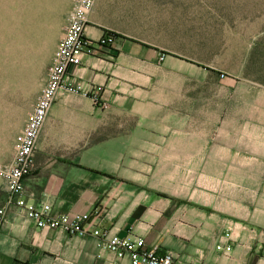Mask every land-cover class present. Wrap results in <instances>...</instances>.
I'll use <instances>...</instances> for the list:
<instances>
[{"label": "crops", "instance_id": "crops-1", "mask_svg": "<svg viewBox=\"0 0 264 264\" xmlns=\"http://www.w3.org/2000/svg\"><path fill=\"white\" fill-rule=\"evenodd\" d=\"M91 16L88 36L97 53L71 71L89 96L63 91L56 96L38 140L36 168L25 180L29 194L51 204L55 215L99 209L100 229L142 237L150 247L174 252L182 264H264V143L251 155L249 168L257 162L261 179L245 185L244 198L230 203L227 214L210 211L214 200L204 196L197 208L160 197L177 195L173 188L183 184L173 173L188 171V165L174 164L190 153L188 137L166 126L170 107L157 92L155 49L123 36L98 48L105 29ZM97 88L108 104L105 110L92 101ZM28 108L21 106L9 146L0 148V167L13 158ZM197 149L204 153L203 137ZM7 196L0 176V210L5 208L0 264H130L93 236L37 228L15 207H5ZM231 224L240 227L233 241L226 238ZM220 243L230 244L231 252H217Z\"/></svg>", "mask_w": 264, "mask_h": 264}, {"label": "rangeland", "instance_id": "rangeland-1", "mask_svg": "<svg viewBox=\"0 0 264 264\" xmlns=\"http://www.w3.org/2000/svg\"><path fill=\"white\" fill-rule=\"evenodd\" d=\"M72 5L0 0L2 149L21 106L31 110L39 95ZM91 14L102 38L155 49L157 92L170 107L166 126L188 137V158L174 164L188 171L173 173L183 185L159 196L192 208L204 196L214 200L210 211L227 214L245 185L261 179L257 162L249 168L264 143V0H96Z\"/></svg>", "mask_w": 264, "mask_h": 264}, {"label": "built area", "instance_id": "built-area-1", "mask_svg": "<svg viewBox=\"0 0 264 264\" xmlns=\"http://www.w3.org/2000/svg\"><path fill=\"white\" fill-rule=\"evenodd\" d=\"M95 2L96 0H73L65 31L58 42L45 82L35 105L27 114L24 128L15 138L13 158L9 164L0 167V176L8 191L5 207H15L39 229L60 230L69 236L98 238L104 249L113 253L117 259H128L130 264H182L174 252L160 246L150 247L142 237H121L108 229H100L96 225L101 215L99 209L92 213L55 215L51 204L44 200L36 201L25 187V180L36 168L34 156L38 140L58 93L63 91L89 96L71 71L82 65L84 57L97 53L98 49L88 36L89 16ZM114 40L112 36L101 38L97 43L98 48L112 45ZM101 91V88H97L92 101L96 107L105 110L108 104L102 100ZM4 214L5 208L0 210V216ZM1 223L0 218V225ZM239 230L240 227L236 224L229 225L226 238L233 241ZM231 250L230 244L216 245L219 253L228 254Z\"/></svg>", "mask_w": 264, "mask_h": 264}]
</instances>
